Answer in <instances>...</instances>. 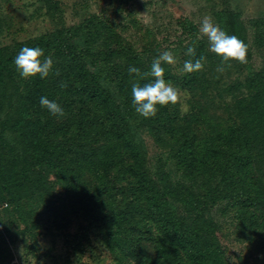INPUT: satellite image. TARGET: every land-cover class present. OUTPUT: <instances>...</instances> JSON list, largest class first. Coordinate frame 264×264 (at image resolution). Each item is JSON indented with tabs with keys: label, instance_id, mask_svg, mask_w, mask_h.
<instances>
[{
	"label": "trees",
	"instance_id": "1",
	"mask_svg": "<svg viewBox=\"0 0 264 264\" xmlns=\"http://www.w3.org/2000/svg\"><path fill=\"white\" fill-rule=\"evenodd\" d=\"M225 17L235 35V15ZM37 46L53 59V72L23 79L14 58ZM130 66L148 71L97 16L0 47V183L6 207L13 204L25 225L27 251L39 264H88L84 255L99 257L97 238L113 264H231L217 236L215 205L225 201L240 227L264 230L262 74L246 77L238 121L225 131L195 133L179 123L175 105L154 118L135 112ZM42 96L66 116L41 107ZM144 129L166 133L177 177L160 158H148ZM59 235L64 252L56 250Z\"/></svg>",
	"mask_w": 264,
	"mask_h": 264
},
{
	"label": "rangeland",
	"instance_id": "2",
	"mask_svg": "<svg viewBox=\"0 0 264 264\" xmlns=\"http://www.w3.org/2000/svg\"><path fill=\"white\" fill-rule=\"evenodd\" d=\"M228 12L235 15V35L244 38L250 53L246 64L230 61V67L220 56L209 51L206 37L198 38L200 22L205 16H210L228 34L225 25ZM90 16H97L108 24L139 55L148 71L164 51L173 53L178 63L162 62V67L169 77L166 81L182 93L181 103L175 106L179 123L190 132H221L236 119L238 121L236 107L247 94L245 79L248 75L262 74L264 87V0H0V47L51 34ZM193 45L196 55H186L187 47ZM199 56L206 57L204 70L185 73L184 62H194ZM220 66H224L225 71H218ZM142 137L152 163L160 158L166 170L177 177L180 170L176 169L169 147L164 144L166 133L144 129ZM47 177L51 182L55 181L52 174ZM2 187L0 183V251L4 254L1 262L39 264L27 251L29 240L23 235L25 225L19 220L13 204L11 208L6 207L9 199ZM54 188L61 194L59 197H63V190L58 185ZM224 207L225 201L216 204L214 217L218 222L217 236L230 263L264 264V239L261 237L264 230L240 227L234 211ZM75 229L72 225L69 231ZM57 233L54 230V234ZM55 243L57 251L64 252L67 248L63 235L57 236ZM92 244L99 257L87 254L84 261L113 264L110 254L97 238H92Z\"/></svg>",
	"mask_w": 264,
	"mask_h": 264
},
{
	"label": "clouds",
	"instance_id": "3",
	"mask_svg": "<svg viewBox=\"0 0 264 264\" xmlns=\"http://www.w3.org/2000/svg\"><path fill=\"white\" fill-rule=\"evenodd\" d=\"M200 37H206L209 44V51L220 56L224 64L230 67V61H237L246 64L248 45L236 35H229L221 27L214 23L210 16H205L200 22ZM186 55L194 57L196 55L195 46L187 47ZM162 62L169 65H176L177 58L171 51H164L156 58L149 71L142 72L135 66H130L128 72L136 77L131 86L132 104L135 112L145 119L157 116L160 108L169 104L177 105L181 103L182 93L171 82L164 79L165 70ZM206 57L201 56L198 59L186 60L183 64L185 73H194L204 70ZM53 59L51 56H45L44 49L41 47H23L14 58V65L17 72L23 79L39 77L48 78L53 72ZM218 71H225L224 66H220ZM59 75L57 71L55 73ZM152 78V79H149ZM148 81L141 84L140 81ZM61 87L66 88L67 84L61 82ZM40 105L46 108L52 115L58 117L66 116L63 107L46 96L40 98ZM186 111V108H185Z\"/></svg>",
	"mask_w": 264,
	"mask_h": 264
}]
</instances>
